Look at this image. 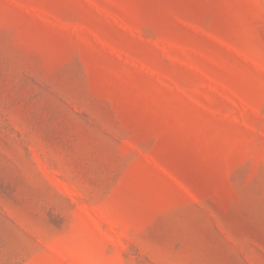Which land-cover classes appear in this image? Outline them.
<instances>
[{"label": "rangeland", "instance_id": "1", "mask_svg": "<svg viewBox=\"0 0 264 264\" xmlns=\"http://www.w3.org/2000/svg\"><path fill=\"white\" fill-rule=\"evenodd\" d=\"M0 264H264V0H0Z\"/></svg>", "mask_w": 264, "mask_h": 264}]
</instances>
